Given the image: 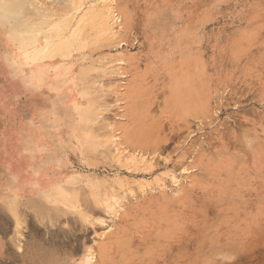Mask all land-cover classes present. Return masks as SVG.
Segmentation results:
<instances>
[{
	"label": "rangeland",
	"instance_id": "obj_1",
	"mask_svg": "<svg viewBox=\"0 0 264 264\" xmlns=\"http://www.w3.org/2000/svg\"><path fill=\"white\" fill-rule=\"evenodd\" d=\"M98 2L71 60L0 13V264H264V0H129L111 31Z\"/></svg>",
	"mask_w": 264,
	"mask_h": 264
},
{
	"label": "bare ground",
	"instance_id": "obj_2",
	"mask_svg": "<svg viewBox=\"0 0 264 264\" xmlns=\"http://www.w3.org/2000/svg\"><path fill=\"white\" fill-rule=\"evenodd\" d=\"M41 1L45 4L44 6L39 5V0H0L1 17L4 20H12L18 23V40L21 45H29V51L33 54L35 59L44 61L45 58L51 60H67L73 58L75 55L71 54L68 50L72 48V44L69 43L68 39H66V36L64 35V23L68 19H75L79 7L74 4L75 0H56L57 2L51 1L49 4L46 2L47 0ZM99 1L102 3L98 2L95 5H92L89 10L84 13V17L80 18L79 22L84 20L86 21V19L90 18L89 16L97 15L103 21V28L111 31V19L115 17V13L118 11H120V13L127 18L129 25H132L133 21H136L134 15H131L126 7L122 9L120 7V5L124 6L127 2H129V0ZM28 6H32L34 14L38 15V20L29 21L32 20V14L27 13ZM99 6H102L103 9H100ZM45 23L48 24L47 33H45L44 30ZM66 29H70V26ZM76 31L77 30L74 29L71 30L72 33H75ZM150 48L151 47H149V50ZM171 49V55L173 56V54L178 51L176 43ZM90 52H93V50ZM142 57L144 58L146 55ZM134 108L136 110L138 109V107ZM172 114L173 111L170 112V115ZM173 115L179 116L177 113ZM143 136L144 135L138 136L135 140H130L132 143L131 145L140 148L143 147L145 152H149V150H152L153 152L155 150L154 147L158 142L153 141L150 143L146 141V137ZM139 244H141V242H139Z\"/></svg>",
	"mask_w": 264,
	"mask_h": 264
},
{
	"label": "crops",
	"instance_id": "obj_3",
	"mask_svg": "<svg viewBox=\"0 0 264 264\" xmlns=\"http://www.w3.org/2000/svg\"><path fill=\"white\" fill-rule=\"evenodd\" d=\"M8 129V121L0 115V171H9L13 173V167L10 163L13 149V134ZM22 172V171H21ZM4 185H0V196L5 195L2 191Z\"/></svg>",
	"mask_w": 264,
	"mask_h": 264
}]
</instances>
